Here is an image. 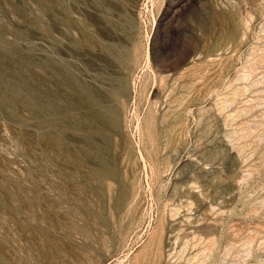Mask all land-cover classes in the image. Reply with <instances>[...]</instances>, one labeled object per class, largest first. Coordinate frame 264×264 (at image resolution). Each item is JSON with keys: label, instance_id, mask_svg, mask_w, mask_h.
<instances>
[{"label": "rangeland", "instance_id": "obj_1", "mask_svg": "<svg viewBox=\"0 0 264 264\" xmlns=\"http://www.w3.org/2000/svg\"><path fill=\"white\" fill-rule=\"evenodd\" d=\"M58 1L0 0V264H264V0Z\"/></svg>", "mask_w": 264, "mask_h": 264}, {"label": "bare ground", "instance_id": "obj_2", "mask_svg": "<svg viewBox=\"0 0 264 264\" xmlns=\"http://www.w3.org/2000/svg\"><path fill=\"white\" fill-rule=\"evenodd\" d=\"M56 2V1H55ZM57 2H59L58 0H57ZM62 3V2H61ZM53 5V4H52ZM58 5V4H57ZM97 6H98V3H97ZM58 7V6H57ZM60 8V7H59ZM53 10V9H52ZM55 10V9H54ZM61 11H62V9H61ZM52 12H55V11H52ZM55 14V13H54ZM50 16V15H49ZM51 17V16H50ZM99 19H101V16H99V14L96 16V20L97 21H99ZM51 21H52V19H51ZM53 23H54V21H53ZM58 24V23H57ZM2 55V54H1ZM9 55V54H8ZM11 55V54H10ZM26 55H29V56H31L30 54H26ZM21 56H23V55H20V59L22 60V61H24V60H27V58L26 59H24L23 60V57L21 58ZM36 56V55H35ZM34 57V56H33ZM1 58H3V55H2V57ZM13 57H11V59H12ZM30 58V57H29ZM3 59H6V57L5 58H3ZM9 59V58H8ZM19 59V58H18ZM33 59V58H32ZM31 59V60H32ZM36 59V58H35ZM30 60V59H29ZM31 60H30V62H31ZM37 60H39V59H37ZM32 61H34V59L32 60ZM42 61H44V60H42ZM46 62H47V66H49V67H52L53 68V70H55V75L53 76V82H55V83H57L58 85H59V81L61 80V74H60V65H59V63L57 62V61H55V60H53V59H51V58H47L46 60H45ZM27 62H29V61H27ZM38 62V61H37ZM39 62H40V60H39ZM7 63H8V61H7ZM18 63V62H17ZM44 63V62H43ZM19 64H20V62H19ZM23 64V63H22ZM46 64V63H45ZM7 65V64H6ZM11 65H13V64H11ZM28 65H30V64H28ZM27 65V66H28ZM37 65V64H36ZM8 66V65H7ZM16 67H17V65H15ZM20 66H21V64H20ZM23 66H25V65H23ZM43 66V65H42ZM19 67V66H18ZM29 67V66H28ZM28 67H25V68H28ZM44 67V66H43ZM46 67V66H45ZM47 68V67H46ZM62 68V67H61ZM7 69H9V71H10V68H7ZM14 69H16V68H14ZM19 69H21V67H19ZM42 69V68H41ZM63 69V68H62ZM12 70V69H11ZM17 70V69H16ZM24 69H22L21 70V72L23 71ZM26 70V69H25ZM19 71V70H18ZM17 71V72H18ZM42 71H46V70H42ZM11 72V71H10ZM20 72V71H19ZM16 73V72H15ZM47 73H49L48 71H47ZM61 73H62V71H61ZM11 74L13 75V72H11ZM17 75H19L20 76V74H17ZM39 75L40 74H38L37 76L39 77ZM44 75V74H43ZM51 75H52V73H51ZM50 75V76H51ZM9 76H10V74H9ZM22 76V75H21ZM42 76V75H41ZM41 76H40V78H41ZM48 76V75H47ZM24 77V76H23ZM2 78V77H1ZM0 78V79H1ZM10 78H11V76H10ZM22 78V77H21ZM46 78V77H45ZM63 78V77H62ZM13 79H15V78H13ZM17 79V78H16ZM44 79V78H43ZM48 79V78H47ZM51 79V78H50ZM2 80V79H1ZM8 80V79H7ZM12 80V79H11ZM25 80V79H24ZM36 80V79H35ZM39 80V79H38ZM45 80V79H44ZM43 80V81H44ZM15 81H17V80H15ZM26 81V80H25ZM39 81H41V80H39ZM62 81V80H61ZM71 81V80H70ZM73 81V80H72ZM2 82H4V80L3 81H1L0 82V84L2 85ZM20 82V80L18 81V83ZM38 82V81H37ZM36 81H35V83L34 84H36L37 83ZM42 82V81H41ZM45 82H46V80H45ZM44 82V83H45ZM51 82V81H50ZM53 82H51L52 84H53ZM5 83V82H4ZM17 83V84H18ZM23 83V82H22ZM32 83V82H31ZM39 83V82H38ZM73 83L74 84H76L75 85V89H76V96H77V101H76V104H77V107L75 108V113H74V119H75V122L77 123V126H78V128L79 129H82V127H83V124H85V123H87V122H89V123H93V122H95V120L97 119V116L95 115V113L93 112V111H89V109H88V107L89 108H91V106H87V104H86V98H85V96H87V92H89V91H87V90H89V89H87L86 88V86H85V83L82 81V79H78V78H74V81H73ZM5 84H7V83H5ZM20 84V83H19ZM33 84V85H34ZM47 84H50L49 82H47ZM4 85V84H3ZM2 85V86H3ZM8 85H11V83L10 84H8ZM24 85V84H23ZM26 85V84H25ZM54 85V84H53ZM19 86V85H18ZM21 86V85H20ZM27 86V85H26ZM31 86V85H30ZM36 86V85H35ZM38 86V85H37ZM41 86V85H40ZM46 86V85H45ZM49 86V85H48ZM52 86V85H51ZM50 86V87H51ZM1 87V86H0ZM11 87V86H10ZM25 87V86H24ZM32 87H34V86H32ZM31 87V88H32ZM23 88V87H22ZM34 88H36V87H34ZM40 88V87H39ZM49 88V87H48ZM9 89V88H8ZM15 89V88H14ZM13 89V90H14ZM30 89V88H29ZM37 89V88H36ZM3 90V89H2ZM17 91H18V88L16 89ZM15 90V91H16ZM30 90H32V89H30ZM39 90H41V89H39ZM43 90V89H42ZM1 91V90H0ZM6 91V90H5ZM22 91H24V90H22ZM28 91V90H27ZM33 91V93H36V91L35 90H32ZM38 91V90H37ZM46 91V90H45ZM93 91V90H92ZM8 92V91H7ZM12 91H10L9 93H11ZM5 93V92H4ZM3 93V94H4ZM17 93V92H16ZM28 93V92H27ZM31 93V92H30ZM32 93V94H33ZM45 93V92H44ZM51 93H53V92H51ZM50 93V94H51ZM92 93H94V92H92ZM6 94V93H5ZM24 94V93H23ZM25 94H26V92H25ZM29 94V93H28ZM28 94H26V96L28 95ZM40 94V93H39ZM54 94V93H53ZM53 94H51V96L53 95ZM90 94V93H89ZM15 95V94H14ZM17 95V94H16ZM19 95H20V93H19ZM18 95V96H19ZM21 95H22V92H21ZM34 96H35V94H33ZM41 95V94H40ZM48 95V94H47ZM55 95H58V94H55ZM26 96H24V97H26ZM33 96V97H34ZM43 96V95H42ZM6 97V96H5ZM20 97H22V96H20ZM28 97V96H27ZM39 96L37 95V97H35V99L36 98H38ZM7 98V97H6ZM29 98V97H28ZM27 98V99H28ZM31 98V97H30ZM41 98V104L43 103L45 106H42V111H41V114L43 113V116H45V115H53V114H55V112H53V111H51V110H53V109H49L48 108V106L46 105L47 104V102H49V101H51V100H53V99H51V100H49V97H47V96H44V97H40ZM53 98H56V97H54L53 96ZM1 99V98H0ZM3 99V98H2ZM1 99V101L3 102V100ZM11 99H13V98H11ZM15 99H16V97H14V99L12 100V101H15ZM22 99H24L23 97H22ZM22 99L20 98V100L22 101ZM34 99V100H35ZM5 100H7V99H5ZM33 100V99H32ZM33 100V101H34ZM37 100V99H36ZM36 100L34 101V102H36ZM56 100V99H55ZM18 101V100H17ZM26 101V100H25ZM57 101V100H56ZM55 101V104H58L57 102ZM58 101H60L59 99H58ZM8 102V101H7ZM7 102H6V104H7ZM16 102V101H15ZM26 102H28V101H26ZM26 102H23L24 104L26 103ZM54 102V101H53ZM12 103V102H11ZM22 103V102H21ZM51 103V102H50ZM65 103V102H64ZM63 102H62V104L64 105V110H65V114H66V111H67V107H68V103L66 102L65 104H64ZM10 104V103H9ZM8 104V105H9ZM13 104V103H12ZM12 104H11V106H12ZM14 104H16V103H14ZM28 104V103H27ZM40 103H39V105H41ZM54 104V105H55ZM3 105H4V103H3ZM33 105V104H32ZM32 105H30V106H32ZM48 105H50V104H48ZM59 105H61L60 104V102H59V104H58V107H56V106H54V107H56V108H59ZM37 106V105H36ZM53 106V105H52ZM27 107H29V106H27ZM53 107V108H54ZM61 107V106H60ZM16 108V107H15ZM32 108V107H31ZM37 108H39L38 106H37ZM33 109V108H32ZM112 109V108H111ZM117 108L116 107H114V109L112 110V115H113V117H114V119H115V121L116 120H118V115H117V113H118V110H116ZM58 110V109H57ZM60 110V109H59ZM39 111V112H40ZM38 112V113H39ZM45 114V115H44ZM56 115V114H55ZM68 115V114H67ZM42 116V117H43ZM54 117V116H53ZM58 117V116H57ZM62 117V116H61ZM60 117V118H61ZM64 117V116H63ZM55 118V117H54ZM59 118V117H58ZM59 118V119H60ZM65 118V117H64ZM63 118V119H64ZM49 122V121H48ZM55 122H56V120H55ZM54 122V123H55ZM57 122H59V121H57ZM56 122V124H58ZM68 120H64V124H66V125H68ZM51 123H53V122H51ZM53 123V125H55ZM62 124H63V121H62ZM63 124V125H64ZM78 145H76L77 146V149H78V151H81V152H83V151H85V150H87L88 148H86V146L85 145H82L81 143H77ZM90 151L93 153V158L94 159H97L96 161H95V163H98L99 162V157L98 156H96V152H95V150H92V149H90ZM91 153V154H92ZM92 156V155H91Z\"/></svg>", "mask_w": 264, "mask_h": 264}]
</instances>
